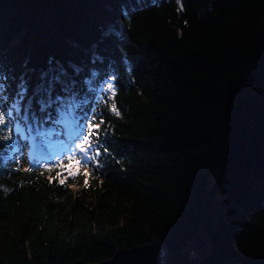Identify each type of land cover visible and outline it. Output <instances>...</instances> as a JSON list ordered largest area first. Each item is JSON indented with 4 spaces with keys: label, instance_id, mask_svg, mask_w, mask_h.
Segmentation results:
<instances>
[{
    "label": "trees",
    "instance_id": "obj_1",
    "mask_svg": "<svg viewBox=\"0 0 264 264\" xmlns=\"http://www.w3.org/2000/svg\"><path fill=\"white\" fill-rule=\"evenodd\" d=\"M181 3L0 0V264H264V0ZM93 118L98 172L50 182Z\"/></svg>",
    "mask_w": 264,
    "mask_h": 264
},
{
    "label": "snow or ice",
    "instance_id": "obj_2",
    "mask_svg": "<svg viewBox=\"0 0 264 264\" xmlns=\"http://www.w3.org/2000/svg\"><path fill=\"white\" fill-rule=\"evenodd\" d=\"M177 3L180 4L179 11H183V5L181 3V0H177ZM96 59H100V57H96ZM76 71H79V69H75ZM61 75H63V69H61ZM95 75V73H93ZM59 76L53 77V80L51 82H45L37 85L36 92L37 94L40 93H46L49 97L48 101L45 103V101L41 100L40 103V111L43 112L46 107H51V105L55 101H59L61 98L59 96L55 97V101L52 99V92L54 90V84L56 82H59ZM107 92H109L111 95L108 97L109 100L112 101L110 105V111L114 113L117 117H120L121 113L117 109V106L114 102V97L116 96L115 86L111 83L108 84ZM24 89H21V98L23 97ZM4 97L0 95V104H3ZM13 111L19 113L20 109L16 104L12 105V110H8L7 112L0 109V127H4L7 124H9L11 121L9 120L10 117L13 116ZM105 124V121L101 119L99 123L95 122V118L92 120H89L87 123V129L85 132L82 133V143H79L76 145V151L71 152L67 156L64 157L68 161L67 164H64V160L56 161L53 164V167H59L61 169L60 172L57 173V177L50 178L55 179L59 178L60 184H65L69 177H74V173L71 171L73 167L76 168H88L89 174L92 173L93 170L97 171L99 170V164L96 162V158L101 156V147H97V145H100V135H101V125ZM11 131V129H9ZM16 131L20 132L21 129L19 125L16 126ZM11 137L7 134L0 135V141L8 142L10 141ZM77 152L80 155H77ZM103 152H107V148H103ZM20 161H16L17 166L19 165ZM51 163V162H50ZM48 171H51V168L47 169ZM25 171L30 172L31 168L25 169ZM64 173H67V175H64ZM88 180H85V185H88Z\"/></svg>",
    "mask_w": 264,
    "mask_h": 264
},
{
    "label": "water",
    "instance_id": "obj_3",
    "mask_svg": "<svg viewBox=\"0 0 264 264\" xmlns=\"http://www.w3.org/2000/svg\"><path fill=\"white\" fill-rule=\"evenodd\" d=\"M165 255L158 242L120 249L107 261L92 264H162Z\"/></svg>",
    "mask_w": 264,
    "mask_h": 264
},
{
    "label": "rangeland",
    "instance_id": "obj_4",
    "mask_svg": "<svg viewBox=\"0 0 264 264\" xmlns=\"http://www.w3.org/2000/svg\"><path fill=\"white\" fill-rule=\"evenodd\" d=\"M29 153H30L32 159H35L36 157H38V154H40V150L38 149V147L36 146V144H34V145L29 149Z\"/></svg>",
    "mask_w": 264,
    "mask_h": 264
}]
</instances>
